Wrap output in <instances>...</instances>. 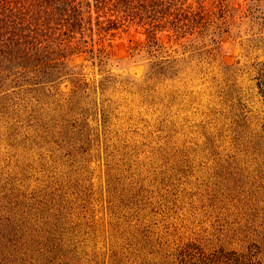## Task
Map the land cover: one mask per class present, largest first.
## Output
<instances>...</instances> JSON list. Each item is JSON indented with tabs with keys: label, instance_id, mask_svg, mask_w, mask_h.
Returning <instances> with one entry per match:
<instances>
[{
	"label": "rangeland",
	"instance_id": "obj_1",
	"mask_svg": "<svg viewBox=\"0 0 264 264\" xmlns=\"http://www.w3.org/2000/svg\"><path fill=\"white\" fill-rule=\"evenodd\" d=\"M219 2L0 90V264L264 263V0Z\"/></svg>",
	"mask_w": 264,
	"mask_h": 264
},
{
	"label": "trees",
	"instance_id": "obj_2",
	"mask_svg": "<svg viewBox=\"0 0 264 264\" xmlns=\"http://www.w3.org/2000/svg\"><path fill=\"white\" fill-rule=\"evenodd\" d=\"M229 1L219 2L223 21L231 16ZM211 15L202 0H0V90L15 89L21 78L55 75L68 57L126 25L182 38L204 28ZM187 250L178 254L179 264H264L256 250L210 255Z\"/></svg>",
	"mask_w": 264,
	"mask_h": 264
}]
</instances>
